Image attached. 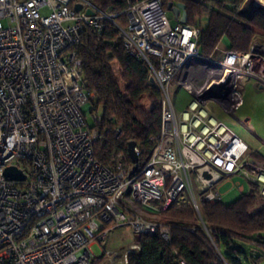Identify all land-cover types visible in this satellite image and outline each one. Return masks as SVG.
I'll list each match as a JSON object with an SVG mask.
<instances>
[{
	"label": "built area",
	"instance_id": "obj_1",
	"mask_svg": "<svg viewBox=\"0 0 264 264\" xmlns=\"http://www.w3.org/2000/svg\"><path fill=\"white\" fill-rule=\"evenodd\" d=\"M238 7L246 15L264 11V0ZM122 12L125 24L116 21ZM167 12L162 0H129L117 13L89 0H0V264H128L139 245L106 248L110 230L129 225L168 241L171 227L157 214L172 202L190 204L208 229L201 201H221L219 183L235 174L264 196V161L247 157L248 145L212 107L239 115L248 87L264 88V40L254 35L247 50L217 46L219 57L203 56L199 28L171 25ZM105 20L161 94L160 134L134 171L129 155L109 165L96 158L104 133L86 119V111L95 124L101 115L87 109L94 94L83 87L73 48L85 27L99 32ZM174 79L191 95L179 111L169 95ZM112 131L119 137L122 129ZM10 166L24 179H8Z\"/></svg>",
	"mask_w": 264,
	"mask_h": 264
},
{
	"label": "trees",
	"instance_id": "obj_2",
	"mask_svg": "<svg viewBox=\"0 0 264 264\" xmlns=\"http://www.w3.org/2000/svg\"><path fill=\"white\" fill-rule=\"evenodd\" d=\"M104 12L117 13L125 10L129 0H89ZM167 9L169 2H182L187 13V23L199 28L198 48L201 55L216 52L217 44L225 38L228 47L247 50L254 34L264 33V11L243 14L239 5L244 0H233L226 6L222 0H162ZM204 19L205 23L200 20ZM116 21L126 23L125 13ZM73 50L81 62L83 87L93 92L92 112L101 109V121L93 123L104 133L94 148L96 158L105 165L112 163L117 154L128 155V143L133 141L139 148V166L148 159L161 131V94L150 81L145 64L131 56L124 48L114 24L104 21L103 29L97 31L85 27ZM120 66V79L112 63ZM149 103L147 109L145 103ZM120 125L119 137L113 128ZM252 156L264 161V155L254 151ZM130 163L129 156L127 157ZM262 200L255 211H251ZM201 216L210 236L200 228L199 218L188 203L172 202L157 214V220L171 227L170 239L160 234L136 235L139 249L128 256V264H264V196L259 186L249 181V190L234 201L223 205L220 201H201ZM258 250L255 257L237 243ZM250 258V261H249ZM101 259H93L98 264Z\"/></svg>",
	"mask_w": 264,
	"mask_h": 264
},
{
	"label": "rangeland",
	"instance_id": "obj_3",
	"mask_svg": "<svg viewBox=\"0 0 264 264\" xmlns=\"http://www.w3.org/2000/svg\"><path fill=\"white\" fill-rule=\"evenodd\" d=\"M204 1L208 2L209 0ZM222 1H224L226 6L230 8L233 0ZM167 16L171 25H174L177 22L171 12H167ZM200 21L201 23H205L204 19ZM1 22L4 26L8 25L7 19H2ZM254 35L256 40H264V33H257ZM112 67L116 76L120 79L121 69L119 64L117 62H113ZM120 84L121 87L124 88L125 84L121 79ZM169 95L171 97L175 110L177 111L185 108L191 99V95L187 90L184 89V87L181 86V84L176 79H174L169 85ZM243 105V113L236 116L228 115L215 106L212 107L215 115L219 119L223 120L226 125L231 130H233L243 140V142L248 145L249 150L247 152V157L255 159L251 154L252 151H256L259 154L264 155V88H255L253 86H249L245 104ZM145 107L149 109V103L146 102ZM94 112L102 114L100 108L95 109ZM244 117H249V120L245 121ZM86 119L89 125H93L92 113H90L89 111H86ZM240 184L244 185V192L239 191L238 185ZM218 186V192H220L221 194L220 202L223 205H227L228 203L234 201L239 195H241L242 193H246L247 190H249V179L240 174H235L222 180V182H220ZM261 201L262 200H259L258 205L252 208L251 211H255L258 208L259 204H261ZM201 230L207 236H210V234L208 233V229H206L204 225L201 227ZM135 240L136 234L134 233L133 229L129 225H122L108 232L105 241V247L116 251H122L129 248L135 242ZM237 245H240L242 248H244L247 251L246 253H248L250 257H255L258 254V250H252L248 248V245L246 243L238 241ZM92 250L97 256H100L102 254L103 247L99 243H97L92 246ZM98 264L108 263H101L100 261ZM244 264H247V262L244 261ZM248 264L254 263L248 262Z\"/></svg>",
	"mask_w": 264,
	"mask_h": 264
},
{
	"label": "water",
	"instance_id": "obj_4",
	"mask_svg": "<svg viewBox=\"0 0 264 264\" xmlns=\"http://www.w3.org/2000/svg\"><path fill=\"white\" fill-rule=\"evenodd\" d=\"M257 5L258 4H256V6ZM75 8L78 11L81 9V5L76 4ZM167 11L171 12L176 20L180 22H184V23L187 22V13H186L185 5L182 2H177L175 4H173L172 2H169L167 5ZM256 11H259V10H256ZM88 13H91V11L88 10ZM150 80L152 81V78ZM134 147H135V143L133 141L128 143V146H127L128 155L132 163L135 164L133 167V171L136 169L137 162H138V157L135 154ZM5 176L10 180L24 179V174L18 168L14 166H10L5 169Z\"/></svg>",
	"mask_w": 264,
	"mask_h": 264
},
{
	"label": "crops",
	"instance_id": "obj_5",
	"mask_svg": "<svg viewBox=\"0 0 264 264\" xmlns=\"http://www.w3.org/2000/svg\"><path fill=\"white\" fill-rule=\"evenodd\" d=\"M226 43H227V40H225V38H223V39L220 41V43H218L217 45H218L219 48H226V47H228V44H226ZM219 55H220V52H219L218 50H216V52H214V54H213L214 57H219ZM248 91H249V87H248ZM248 91H247V92H248ZM242 110H243V108H242ZM242 110H241L240 114L243 113ZM244 118H245V121H246V119L249 120V117H244ZM252 152H254V151H252ZM238 186H239V191H240V192H244V191H243V190H245L244 185H243V184H240V185H238ZM218 189H219V186H218Z\"/></svg>",
	"mask_w": 264,
	"mask_h": 264
}]
</instances>
